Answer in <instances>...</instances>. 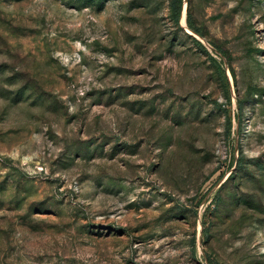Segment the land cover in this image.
Returning <instances> with one entry per match:
<instances>
[{"label":"rangeland","instance_id":"rangeland-1","mask_svg":"<svg viewBox=\"0 0 264 264\" xmlns=\"http://www.w3.org/2000/svg\"><path fill=\"white\" fill-rule=\"evenodd\" d=\"M0 264H264V0H0Z\"/></svg>","mask_w":264,"mask_h":264},{"label":"trees","instance_id":"trees-1","mask_svg":"<svg viewBox=\"0 0 264 264\" xmlns=\"http://www.w3.org/2000/svg\"><path fill=\"white\" fill-rule=\"evenodd\" d=\"M182 5H183V0H172V9L174 12V16L177 20L180 19L181 16V10H182ZM190 23L192 24V22L190 21ZM192 26L200 33H202L201 28L195 26L194 24H192ZM240 109L243 107L242 103L240 102L239 104Z\"/></svg>","mask_w":264,"mask_h":264}]
</instances>
